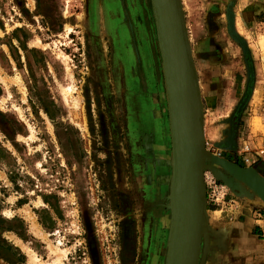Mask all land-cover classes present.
<instances>
[{"label": "rangeland", "instance_id": "1", "mask_svg": "<svg viewBox=\"0 0 264 264\" xmlns=\"http://www.w3.org/2000/svg\"><path fill=\"white\" fill-rule=\"evenodd\" d=\"M180 3L200 146L237 169V150L218 145L247 93L249 63L228 11L261 80L264 0ZM172 71L179 77L174 61ZM171 76L154 0H0V239L21 255L0 246L11 258L0 264H169ZM251 97L239 126L262 137L264 86ZM204 168L205 185L210 175L223 184L214 169L231 189L225 203L206 193L198 264H255L264 256V169L255 178L210 159Z\"/></svg>", "mask_w": 264, "mask_h": 264}, {"label": "water", "instance_id": "2", "mask_svg": "<svg viewBox=\"0 0 264 264\" xmlns=\"http://www.w3.org/2000/svg\"><path fill=\"white\" fill-rule=\"evenodd\" d=\"M157 11V24L161 37V47L166 67L171 73L172 85V149L175 168V216L172 228V242L169 252V264H198L201 237L204 235V215L206 211L207 190L204 182V160L210 159L222 164L232 174L238 176H254L259 178L261 173L254 168L237 169L227 165L219 159L207 155L201 148V120L197 108L200 106L198 95L197 73L188 43L187 30L180 0H154ZM166 10L171 14L170 30L175 34L170 39V47L165 40L164 19ZM229 32L238 41L249 63L248 90L239 104L233 118L232 129L226 141L218 147L222 149L237 150L238 120L251 97L249 93L254 90L255 73L251 63L250 51L247 43L235 30V21L232 8L228 11ZM174 27V30H173ZM169 47V48H168ZM174 53V55H173ZM173 55V56H172ZM176 62L179 77L173 75L172 63ZM235 166V164H232ZM218 179L229 189L231 180L222 173L211 169ZM264 184V182H261ZM255 185V184H254ZM256 186V185H255ZM202 235V236H201ZM201 239V241H200Z\"/></svg>", "mask_w": 264, "mask_h": 264}, {"label": "built area", "instance_id": "3", "mask_svg": "<svg viewBox=\"0 0 264 264\" xmlns=\"http://www.w3.org/2000/svg\"><path fill=\"white\" fill-rule=\"evenodd\" d=\"M262 119L264 124V115ZM237 163L247 168L263 167L264 169V134L261 137V134L252 136L247 132H241L237 142ZM206 188H208V197L211 202L225 203L228 201L227 186L218 184L211 175L206 181Z\"/></svg>", "mask_w": 264, "mask_h": 264}, {"label": "bare ground", "instance_id": "4", "mask_svg": "<svg viewBox=\"0 0 264 264\" xmlns=\"http://www.w3.org/2000/svg\"><path fill=\"white\" fill-rule=\"evenodd\" d=\"M183 17H184V14H183ZM184 20H185V19H184ZM171 21H172L171 14L169 13V10H166L165 19H164V30H165V36H164V37H165V40H166L167 46H169V47H170V44H171L170 39H171V37L175 34L174 27H173V30H174V31L171 32V30H170ZM172 24H173V21H172ZM185 26H186V23H185ZM186 30H187V27H186ZM169 43H170V44H169ZM169 47H168V48H169ZM250 94H251V96H252V94H253V90H252L251 93H249L248 96H250ZM201 236H202V235H201ZM201 239H202V237H201ZM201 239H200V241H201ZM203 240H204V239H203ZM201 244H202V242H201Z\"/></svg>", "mask_w": 264, "mask_h": 264}, {"label": "crops", "instance_id": "5", "mask_svg": "<svg viewBox=\"0 0 264 264\" xmlns=\"http://www.w3.org/2000/svg\"><path fill=\"white\" fill-rule=\"evenodd\" d=\"M257 64V63H256ZM255 73H256V81H255V85H254V90H253V94H252V97H251V101L253 100V97H254V95L256 94V89H257V87H258V85H260V86H264V76H262V79L261 80H263V81H261L260 80V78H259V70L257 69V65H256V67H255ZM262 88V87H261ZM238 141V140H237ZM256 222H259V221H255V223ZM253 226H258L259 227V225L256 223V225H253ZM258 227H256V228H258ZM258 232H260L262 229H256ZM255 264H264V256H261L260 258H259V260L258 259H256L255 260V262H254Z\"/></svg>", "mask_w": 264, "mask_h": 264}, {"label": "trees", "instance_id": "6", "mask_svg": "<svg viewBox=\"0 0 264 264\" xmlns=\"http://www.w3.org/2000/svg\"><path fill=\"white\" fill-rule=\"evenodd\" d=\"M0 246L3 247L4 250L9 251V254H12L14 257H16V255L21 257L20 253L17 252L15 248L7 244L5 240L0 239ZM0 256H3L2 258L5 259L6 261L11 260L10 257H6V256L4 257L3 253H0Z\"/></svg>", "mask_w": 264, "mask_h": 264}, {"label": "flooded vegetation", "instance_id": "7", "mask_svg": "<svg viewBox=\"0 0 264 264\" xmlns=\"http://www.w3.org/2000/svg\"><path fill=\"white\" fill-rule=\"evenodd\" d=\"M252 65H253V62H252ZM253 69H254V73H255V68L253 67ZM255 81H256V73H255ZM255 81H254V85H255ZM244 111H245V110H244ZM244 111L242 112V114L240 115L239 120H238V125H237V138H236V141L238 140V138H239V136H240V134H241V132H242L241 129H242L243 126H244V124H242V125L239 126V122H240V120H241V117H242ZM242 121H243V119H242ZM259 169H260V170H263V167H260Z\"/></svg>", "mask_w": 264, "mask_h": 264}]
</instances>
